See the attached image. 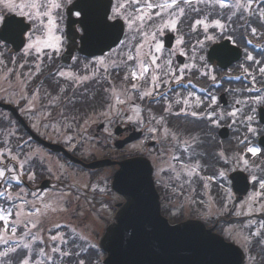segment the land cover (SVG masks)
I'll use <instances>...</instances> for the list:
<instances>
[{"label":"snow or ice","instance_id":"6c2138e0","mask_svg":"<svg viewBox=\"0 0 264 264\" xmlns=\"http://www.w3.org/2000/svg\"><path fill=\"white\" fill-rule=\"evenodd\" d=\"M70 16L71 48L87 52L83 59L69 53L64 22ZM254 39L264 40V0H0V91L36 118L33 128L52 129L73 148L83 146L93 125L108 137L118 122L135 125L146 133L141 145L149 144L154 182L205 210L229 208L231 190L217 199L211 186L227 177L225 168L248 173L231 178L252 191L222 231L245 252L246 264H264V150L251 144L264 135V116L257 120L264 110V45ZM209 43L219 46L205 56ZM233 60L241 75L218 76L210 66ZM193 77L205 81L203 95ZM233 79L243 86L223 88L232 99L221 104L217 93ZM5 122L11 125V117L0 114ZM225 122L243 152L217 145L212 133ZM29 143L0 146V264H93L86 225L78 231L69 221L85 217L79 201L92 205L88 191L106 189L84 184L82 191L51 169L56 184L29 189L24 178L34 183V168L42 164L36 150L25 151Z\"/></svg>","mask_w":264,"mask_h":264},{"label":"water","instance_id":"95a60500","mask_svg":"<svg viewBox=\"0 0 264 264\" xmlns=\"http://www.w3.org/2000/svg\"><path fill=\"white\" fill-rule=\"evenodd\" d=\"M73 19L74 16L68 17L66 32L71 55L76 51L71 48ZM78 37L79 33H76L77 46ZM172 40L173 36L168 35L166 42L171 44ZM80 43V47H83ZM217 47L218 44L212 50ZM78 52L87 55V52ZM69 53H65V62H70L67 60ZM47 145L55 151H63L72 161L88 169L118 167L113 176L112 190L125 203L118 205L116 217L102 239L101 247L107 254L104 264H245L244 251L208 229L202 221L191 219L177 224L169 223L161 212L160 195L148 158L135 156L119 161L106 158L85 163L61 146ZM122 145L120 142L117 146ZM238 175L246 176L239 173L233 177ZM245 187L243 192L249 183Z\"/></svg>","mask_w":264,"mask_h":264},{"label":"flooded vegetation","instance_id":"af4514ba","mask_svg":"<svg viewBox=\"0 0 264 264\" xmlns=\"http://www.w3.org/2000/svg\"><path fill=\"white\" fill-rule=\"evenodd\" d=\"M64 26H65V32L67 31V19L64 22ZM165 41H166V36H165ZM227 42V43H226ZM223 43L225 45H228V41L225 40L223 41ZM254 44H261L264 45V40H260V39H254L253 40ZM172 44H175V40H173ZM216 45V43H209L204 51V55L207 56L208 54L211 53L212 48ZM81 44L80 42H78V47H80ZM219 46V45H218ZM231 46V45H228ZM241 47H243V45H241ZM249 50L253 51L254 55H257V58H260L258 53H259V49H253L251 45L248 46ZM12 55L19 57V54L16 52H13ZM73 55H79L81 57V59H83L85 56L87 55H83L79 52H74ZM241 58L243 56V53H240ZM178 62L179 61H185L186 62V57H178L177 58ZM70 63V62H68ZM237 61L233 60L231 64L227 65V67L221 66L219 64H214L210 61V66L215 67L217 69V73L218 76H223L226 73L231 75V76H236V75H241V69H239L237 66ZM193 84L196 85L195 91L197 92L198 95H203L202 93L199 92V88L201 87H206V83L203 79L201 80H196L193 77ZM243 84L241 81H236V80H231L230 82L225 80L223 82V86L221 88V91L217 93V95L221 96V104H225L227 101H230L232 98L230 96H224L223 94V88H228V87H232V88H239L242 87ZM6 87V85H5ZM0 96H3L4 99L0 100V102L2 104H6V105H11L14 107L13 110L11 109H7L3 106H0V114H4L6 116H10L11 120H12V124L8 125L6 122L3 124H0V146H3L5 144H7L9 147L15 148V146L17 145V143L21 142V140L23 141H30L29 145L25 147L26 152L31 153L32 150H36L38 151V153H43V154H52V155H57L59 156V153H55L52 152L48 146H46V144L50 143V144H54V145H58V146H62L64 147L69 153H71L72 155L84 160L85 162H91L87 161L85 158L80 156V153L84 150V148L89 145L92 144V138L98 140L101 147H102V143L106 142L105 147L108 148V150L110 151H116L117 153H121L124 158L127 157H131L136 155L135 153L129 152V147L132 144L138 143L140 141H142L144 139V135H146V133H143L135 126L132 124H128V123H116L114 125L111 126V130H112V135L111 137H108L107 134L103 131V127H97L96 125H93L92 128L89 130V137L88 140L83 144V146L81 147H76L73 148L72 146H70L69 144L64 142V137L60 134H57L55 132H53L52 129H45L43 127H36L33 128L32 125L34 123H38L35 117L30 118L29 115L24 114L23 112L20 111V108L17 107L15 104H10L8 103V96L6 93L0 91ZM13 99H15V97H13ZM17 112L18 115H20L23 119H24V123L20 122L18 119L17 114L14 112ZM154 111L159 112V108H154ZM261 116H264V110L259 111V114L257 115V120H260ZM260 127H264V121L261 122V124L259 125ZM10 133H12V135H10ZM212 135L215 137V141L217 142V145H219L221 142L223 144V147L227 150V152L229 154H232L233 152H243L244 148L246 146H237L238 145V141L236 139V135L237 133L235 132L234 129L227 127V122H225V126L221 127V128H217L213 131ZM129 139H133L130 142H127L126 144H124L123 147L119 148L116 146L117 142H121V141H129ZM251 144L253 146H257L260 147L262 150H264V135H260V136H256V137H251ZM144 146V147H143ZM142 147L145 149L144 151H139L137 154L138 156H147L148 154V149H149V144H145ZM262 156H264V152L261 153ZM60 158H64L61 157V155L59 156ZM23 158V157H22ZM42 160V164L38 165L37 167L34 168V170L37 173L36 176V180L34 183H28L27 182V178L25 177V183L27 184V187L29 189H35L37 187L40 188H50L52 185L56 184L57 181L53 176L49 175V172L47 171L48 169V165L47 163L43 160V158L39 157ZM248 158L251 160V154H248ZM150 159V158H149ZM64 162L68 163L69 161L67 159H63ZM256 162H259V157L256 158ZM78 170H84L85 172L89 173V170L83 169V168H78L76 167ZM108 171L109 169L111 170L110 172V177H111V181H112V177L114 175V173L117 170V167H105L100 171L103 170ZM224 171L227 173V177L223 180H220L218 178V180L216 182L212 183V192L213 195L216 196V198L218 199L220 194H222L224 192V189L227 188L229 190H231L232 192V197L229 200V208L227 210H225L222 205L220 204H214L212 206H210L207 210H205V207L200 205V204H193L190 201V205L193 209H196L198 212H201L200 214H198V216H195V218L197 217H202V215H204L205 212H210V208L214 209L215 215H212V219L214 220L213 223H208L207 221H204L206 223V225L208 226V228H213L214 231L222 234L227 240L231 241L229 239V237L225 234L224 231H222L223 229H226L228 227L229 223H234L237 218L232 214L233 210H235V208L239 205L240 201L245 200L248 196V194L252 191V185L249 183V187L247 188V190H245V192H243V189H246V183L243 182V180H240L239 182H237L236 180L231 179L233 176L239 174V173H243L245 175H248V173L242 171V170H237V171H230L229 169L225 168ZM54 174V173H53ZM96 173L92 172V179L95 178ZM239 177L242 175H238ZM238 176H236L237 178H239ZM70 178L66 177L65 179V183L67 184H71L70 182ZM155 180V177H154ZM111 181H110V185H109V189H108V194H105L104 192H100L99 190L96 191L95 193L88 191L87 192V196H88V200L92 202V205L90 206L84 199L83 197L81 198V202L85 205L86 214H91L92 213H102V212H108V210H111L112 212L114 211V216L112 218V220L108 223V225H110L116 216V213L118 211V205L120 204V202H122L123 200L116 195L114 192H112L111 190ZM156 183V187L161 195L162 198V214L168 219V221L171 224H176L177 222L174 221V219L172 218L173 216L171 215L172 209L171 207H168L166 205V202H168V200H170L172 197H175L172 195V193L170 192H166L164 189H162L158 182ZM97 185V184H96ZM220 185H223V187H221ZM78 187L81 188V190L83 191V188L79 185H77ZM98 186V185H97ZM98 188H103V187H98ZM116 199V200H115ZM118 199V200H117ZM109 203L110 205L105 208L103 207L104 204ZM107 210V211H106ZM171 216V217H170ZM219 218V219H216ZM108 225L105 227H108ZM104 230V233H105ZM79 231V229H78ZM103 233V235H104ZM82 234L86 237V235L82 232ZM92 237V236H91ZM103 237V236H102ZM87 238L88 244L91 246H94L93 249L96 250L97 252V256L95 258H92L93 260V264H104V259L106 257V254L102 251L101 249V240L100 239L99 242H97V245H92V239ZM237 244V243H236ZM97 248V249H96ZM93 250V252L95 251Z\"/></svg>","mask_w":264,"mask_h":264},{"label":"rangeland","instance_id":"374dc122","mask_svg":"<svg viewBox=\"0 0 264 264\" xmlns=\"http://www.w3.org/2000/svg\"><path fill=\"white\" fill-rule=\"evenodd\" d=\"M186 61H187V57H186ZM0 106L5 107V105H3L2 103H0ZM99 143L101 142L92 138V144L87 145L84 148V150L80 153V156L84 158L92 159V161L101 158L123 157L121 153L108 150V148L105 147L106 142L102 143V147ZM143 147L140 141L138 143L130 145L128 151L135 153L137 155L139 154L138 153L139 151L145 150ZM149 150L150 148L148 149V151ZM147 156L152 161L153 158L149 155V152ZM39 157L43 158V160L48 165L47 166L48 169L52 170V173L59 174V172H63L65 179L66 177H69L71 179L70 180L71 183H75L76 185H79L81 187L84 184H88L90 186L97 184L98 187H103L106 189V191H104L105 194L109 193L108 189L111 181L110 169L108 171H106L105 169L103 171H100V173H97L95 175V178L92 179V175L90 173L78 172L75 168L70 167L66 162L62 161V158L57 157L56 155H52V154L47 155V154L39 153ZM79 204L82 207V209L86 211L87 208H85V205L81 201H79ZM107 205L109 206L110 204L107 203ZM166 205L168 207H171L172 209L171 215L172 216L174 215L172 218L176 222L186 220L189 218H195V216H198V214L201 213L191 207L190 199L187 198L172 197L170 200H168V202H166ZM212 208H210L211 210L210 212H205L204 215H202V217H197V218H201L204 221H207L208 223L212 224L214 220L211 217L212 215H215L216 212ZM113 216H114V211L112 212L111 210H108V212H102V213L97 212V213H92V215L91 214L88 215L85 213V217L82 220L73 219L69 221V216L67 214H62L58 218L61 219L62 221H69L71 224L76 225L79 230H80L79 226L81 224L86 225V227L83 229V233L86 235V237L92 239V245H97V242H99L102 236H104L103 233L105 227L112 220ZM224 232L228 236L227 232L226 231Z\"/></svg>","mask_w":264,"mask_h":264},{"label":"trees","instance_id":"16d2710c","mask_svg":"<svg viewBox=\"0 0 264 264\" xmlns=\"http://www.w3.org/2000/svg\"><path fill=\"white\" fill-rule=\"evenodd\" d=\"M97 256V252L94 251V255L92 256V258H95Z\"/></svg>","mask_w":264,"mask_h":264}]
</instances>
